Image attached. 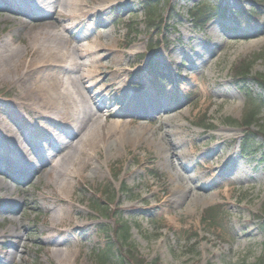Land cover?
<instances>
[{
    "label": "rangeland",
    "instance_id": "obj_1",
    "mask_svg": "<svg viewBox=\"0 0 264 264\" xmlns=\"http://www.w3.org/2000/svg\"><path fill=\"white\" fill-rule=\"evenodd\" d=\"M98 1L105 2L109 8L95 17L104 23V27H98L97 31H100L101 41H104V31L109 32L108 40L115 38L117 48L129 55L120 59L126 65L128 77L141 75L142 83L147 84V62H156L159 67L166 68L174 81L162 89L146 88L133 101H125L123 92L118 90V82H115L109 88L107 109L128 112L131 106L144 104L141 103L143 100L153 101L162 105L163 112L175 119L166 125L160 116L163 112L158 113V108L157 113H132L127 118L122 117L123 120H135L128 128L132 143L138 144L134 135L139 130L134 127L142 124L147 128L148 123L152 128L158 127L156 134L161 132L159 129L168 128L177 135L182 133V137L176 143L166 145L167 148L148 136L142 141V147L113 144L112 150L105 152L108 156L112 152L122 153L113 162L115 173H109L103 164L102 174L91 172L77 187V192L83 195L82 203H75L81 211L79 220L88 222L83 218L86 214L93 221H90L87 232L79 230L74 243L82 241V246L75 264H102L100 256L108 242L113 243L114 249L105 264H123L121 258L126 264L147 263L154 258L158 259V264H252L261 259L264 254V150L252 157H241L239 146L244 134L241 120L250 107L245 103L241 88L234 83V77L237 67L256 54L263 55L254 61L250 72L264 75V28L261 27L264 9L261 14L257 4H264V0H149L151 5L147 8L144 6L147 0ZM218 3L224 10L246 11L254 20L214 18L202 28L191 23L189 12L194 5ZM6 5L4 2L0 4V37L8 39V32L15 24L14 20L2 15ZM147 10L154 13L151 16L156 20L165 19L160 29H150L153 24L148 19ZM213 27L219 34V43L214 52L207 54L205 66L194 68L182 53L190 55L197 45H208L213 38ZM13 34L21 36L25 33L17 30ZM16 36H12V43L22 48V44L14 41ZM195 37L201 40H194ZM25 39L29 37L25 35ZM256 41L260 44L246 51ZM174 50L177 53L173 56ZM139 66L143 67L140 69ZM176 71L180 74L176 75ZM127 81L131 82L130 79ZM248 86L253 97L264 107V89L251 80ZM13 90L0 88V110H3V103ZM126 105L130 109H126ZM176 125H181L183 130ZM261 126H264L263 113L251 130L261 129ZM42 130H50V125L43 126ZM254 141L260 143L261 138L258 136ZM260 145L264 147V141ZM170 148L190 154L188 164H196L187 171L190 174L207 170L215 174L228 166V162L237 166L241 173L236 176L229 173L228 182L220 180L219 183L202 186L200 193L205 202L198 198L192 202L177 201L180 195L172 191L174 182L169 176L170 166L166 159ZM205 152L211 154L207 155V160H201L200 155ZM202 161L205 169L198 164ZM8 166L6 160L0 161L2 171H6ZM205 177L208 183L212 176L207 173ZM48 180L50 177L45 171L36 177L17 180L9 189L13 199L8 201L12 205L10 210H5L6 206L0 202V236L3 232L19 230L25 243L23 260H19L16 252L18 264H68L53 256L52 246L45 249L46 242L39 239L48 232L45 224L53 215L52 203L45 204L41 194ZM226 183L231 188L229 195L223 192L215 195ZM155 190L157 193L151 196ZM119 199L135 205L140 200L144 203L128 211L116 207L112 214L111 207ZM218 205L216 217L210 222L203 221V211ZM124 222L129 227L126 243L121 244L117 239L123 240L124 229H119L117 236L108 232L106 237L107 230H116ZM7 240L2 238L0 253L4 250L3 242Z\"/></svg>",
    "mask_w": 264,
    "mask_h": 264
},
{
    "label": "bare ground",
    "instance_id": "obj_2",
    "mask_svg": "<svg viewBox=\"0 0 264 264\" xmlns=\"http://www.w3.org/2000/svg\"><path fill=\"white\" fill-rule=\"evenodd\" d=\"M1 2L7 4L2 15L14 20L15 25L9 30L8 39L0 37V88L14 89L9 98L4 97L7 101L3 103V110H0V161L6 160L9 164L6 171L0 170V202L6 206L5 210H10L12 205L8 201L13 200L10 198V186L17 180L36 177L45 171L50 181L43 187L41 194L45 204L52 203L53 215L45 224L48 232L39 239L46 242L45 249L52 246V255L57 259L75 264L82 246V241L74 243L79 230L87 232L90 221H93L86 214L83 218L88 222L79 220L82 216L77 205L82 203L83 195L77 192V187L86 181L91 172L102 174L103 164H106L109 173H115L113 162L122 153L112 152L108 156L105 152L112 150L113 144L142 147V141L148 136L153 137L164 148L176 143L182 133L177 135L164 128L159 129L161 132L156 134L158 127L152 128L148 123L147 130L141 124L134 127L139 130L134 135V139L138 141L136 145L128 136L129 125L135 120L121 118H127L132 113H157V108L160 113L165 111L162 105L143 100L141 103L144 104L131 106L128 112L107 109L109 88L115 82L120 84L119 89L126 86L128 74L126 65L120 59L129 55L117 48L115 38L108 40L109 32L104 31V41H101L100 31L97 30L98 27H104V23L95 17L109 8L105 6V2L0 0V4ZM261 6L262 14L264 5ZM261 27L264 28V21L261 22ZM60 29L63 30L62 33L59 32ZM17 30H24L25 34L16 36L13 33ZM211 32L213 38L208 45H197L190 55L182 53L192 67L205 66L207 54L216 49L219 34L214 27ZM25 35L29 37L28 40ZM12 36H16L14 41L22 44V48L13 45ZM194 40L201 39L195 37ZM259 44L257 41L252 43L246 51ZM176 53L174 50L173 56ZM125 107L130 109L128 105ZM160 116H163L166 125L175 119L165 112ZM46 125H50V130L43 131L42 127ZM176 126L183 130L181 125ZM211 152L201 154V160H207V155ZM190 158V154H184L176 148H170L166 156L170 166L169 176L174 182L172 191L180 195L176 198L177 201L192 202L198 198L205 202L206 199H202L200 193L202 186L211 182L219 183L220 180L228 182L229 173L234 176L241 173L237 166L228 162V166L215 174L211 170L190 174L187 171L194 164H188ZM198 164L206 168L205 162ZM207 173L212 176L208 183L204 180ZM227 184L215 195L223 192L228 196L231 188ZM156 193L157 190L150 194L152 196ZM139 202L141 204L135 205L134 202L125 203L119 199L114 206L111 204V208L116 210L118 207L128 211L144 203L143 200ZM2 238L8 240L3 242L0 264H18L15 260L16 252L19 253L20 261L26 254L21 232H3L0 244Z\"/></svg>",
    "mask_w": 264,
    "mask_h": 264
},
{
    "label": "trees",
    "instance_id": "obj_3",
    "mask_svg": "<svg viewBox=\"0 0 264 264\" xmlns=\"http://www.w3.org/2000/svg\"><path fill=\"white\" fill-rule=\"evenodd\" d=\"M150 2H146L144 4V6L147 8L148 6H150ZM216 8H213V11L214 12H219L218 8H217V11L215 10ZM210 9H207V8H200L199 6H196L192 11H191V20L193 21V23L196 25V26H200L201 23H203L205 21V18L207 16V13H210ZM252 61L253 60H249V61H244L239 67H237V70L235 72V82L236 84H239V85H242L243 87L241 88L242 92L245 94L246 98H247V101L251 99V96H250V93L248 92L247 90V86H246V83H247V79L248 77H250L251 80H253L254 82L258 83L260 86L264 87V75H260V74H256L254 76H251L250 74V66L252 64ZM258 106L254 107L253 109H251L247 114L246 116L243 118V125L245 127V133L243 135V140L241 142V154L242 155H250V154H255L259 151V145H257L255 142H254V138L257 136V135H262L264 136V132H260V131H252V130H249L250 127L254 124V121L258 120L257 119V116H258V113L260 111V108L258 110L257 108ZM233 121V120H231ZM214 213V209H210V212L209 213ZM119 229H124V233L122 234V241H126L127 239V233H128V227H118L116 229V232H118ZM108 230L107 232L105 233L106 237H108ZM118 241L120 242V238L118 237L117 238ZM113 249H114V246H113V243H107L105 244V250H104V253L102 256H100V260L103 262L102 264H104L106 261L109 260V256H112L113 255ZM122 260V263H125L126 262L123 260V258H121ZM127 259V258H126ZM128 260V259H127ZM139 264H143V262H140ZM149 264H157L155 261H152L150 262ZM252 264H264V254L263 256L261 257V259L259 260H256L255 263H252Z\"/></svg>",
    "mask_w": 264,
    "mask_h": 264
}]
</instances>
